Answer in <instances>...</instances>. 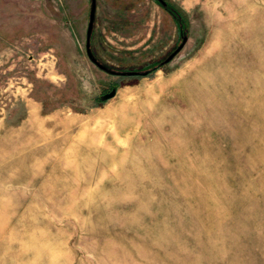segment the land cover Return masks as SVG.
I'll use <instances>...</instances> for the list:
<instances>
[{
  "label": "rangeland",
  "instance_id": "374dc122",
  "mask_svg": "<svg viewBox=\"0 0 264 264\" xmlns=\"http://www.w3.org/2000/svg\"><path fill=\"white\" fill-rule=\"evenodd\" d=\"M163 1L97 0L120 75L91 0H0V264H264V0Z\"/></svg>",
  "mask_w": 264,
  "mask_h": 264
},
{
  "label": "water",
  "instance_id": "95a60500",
  "mask_svg": "<svg viewBox=\"0 0 264 264\" xmlns=\"http://www.w3.org/2000/svg\"><path fill=\"white\" fill-rule=\"evenodd\" d=\"M163 4L165 2L163 0H160ZM96 9H97V0H91V7H90V15H89V24H88V30H87V40H86V48H87V54L90 58V60L96 64L100 69L111 73V74H120V75H136L140 74L143 72L139 71H119V70H114L109 68L108 66L104 65L101 63L96 56L94 55L92 49H91V37L93 33V28H94V21H95V16H96ZM186 37L183 38V42L178 48L172 52L164 61L163 63H167L173 59V57L177 54V52L182 48L184 42L186 41ZM147 74V72H144ZM117 90L113 88L110 92L104 94L103 99L108 100L116 95Z\"/></svg>",
  "mask_w": 264,
  "mask_h": 264
},
{
  "label": "trees",
  "instance_id": "16d2710c",
  "mask_svg": "<svg viewBox=\"0 0 264 264\" xmlns=\"http://www.w3.org/2000/svg\"><path fill=\"white\" fill-rule=\"evenodd\" d=\"M165 7L173 15L175 21L177 22V25H178L179 30H182L183 29V26H182V19L183 18L181 17V15H182L181 11L175 9V7L171 6L170 4H166Z\"/></svg>",
  "mask_w": 264,
  "mask_h": 264
},
{
  "label": "bare ground",
  "instance_id": "6f19581e",
  "mask_svg": "<svg viewBox=\"0 0 264 264\" xmlns=\"http://www.w3.org/2000/svg\"><path fill=\"white\" fill-rule=\"evenodd\" d=\"M33 110H36V109L33 108ZM30 114H31V113H30ZM31 116H32V115H31Z\"/></svg>",
  "mask_w": 264,
  "mask_h": 264
}]
</instances>
